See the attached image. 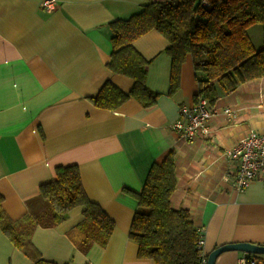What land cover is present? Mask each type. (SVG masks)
I'll return each instance as SVG.
<instances>
[{
  "label": "crops",
  "instance_id": "obj_1",
  "mask_svg": "<svg viewBox=\"0 0 264 264\" xmlns=\"http://www.w3.org/2000/svg\"><path fill=\"white\" fill-rule=\"evenodd\" d=\"M155 0H0V193L12 220L30 212L40 186L56 178V168L77 165L89 198L115 222L106 247L80 251L68 232L80 223L84 207L53 227L38 226L32 242L42 257L57 264H155L138 257L129 231L151 166L175 151L177 188L173 208H186L203 230L204 252L233 242L264 244V176L239 191L235 170L224 151L256 130L264 133V77L219 90L209 105L218 113L210 134L188 140L174 128L185 121L183 106L196 103L199 86L192 59L181 70L180 88L170 94L168 42L151 30L134 42L150 61L146 85L160 93L145 108L135 98L115 110L97 107L96 96L110 80L129 92L134 80L113 73L110 23L128 18ZM254 41V40H253ZM255 43V41H254ZM256 45V44H255ZM256 47H258L256 45ZM224 108H232L228 116ZM40 211L41 204L37 203ZM242 251L220 254L215 264H238ZM0 264H33L0 229Z\"/></svg>",
  "mask_w": 264,
  "mask_h": 264
},
{
  "label": "trees",
  "instance_id": "obj_2",
  "mask_svg": "<svg viewBox=\"0 0 264 264\" xmlns=\"http://www.w3.org/2000/svg\"><path fill=\"white\" fill-rule=\"evenodd\" d=\"M256 24H264V0L151 1L130 17L110 23L113 50L107 65L113 73L132 78V89L125 92L108 80L90 100L109 110L131 98L145 108L156 105L161 94L146 85L150 61L134 42L157 30L168 42L165 52L172 62L169 93L179 90L182 66L189 56L199 86L196 102L205 98L213 104L220 89L232 92L244 82L264 77V46L256 47L249 34ZM177 182L175 151L170 150L151 166L141 192L125 189L138 201L129 237L138 245V257L155 264H206L190 211L171 204ZM3 201L0 193V229L33 264H57L44 259L34 246L36 228L61 224L76 207H84V218L68 236L83 253L94 244L106 247L114 232L115 222L89 198L77 165L57 167L56 178L40 186L38 198L28 203L30 212L18 220L5 212ZM245 258L248 264H264V254Z\"/></svg>",
  "mask_w": 264,
  "mask_h": 264
},
{
  "label": "built area",
  "instance_id": "obj_3",
  "mask_svg": "<svg viewBox=\"0 0 264 264\" xmlns=\"http://www.w3.org/2000/svg\"><path fill=\"white\" fill-rule=\"evenodd\" d=\"M57 0H42L41 6L52 10ZM228 116H233L231 108H225ZM217 108L209 105L205 98H200L194 105L183 106L180 109V116L185 121L174 124L182 137L188 140L194 139L198 134L207 136L209 134L208 120L217 113ZM224 155L231 160L235 170L234 186L237 190L243 191L252 180L264 176V133L256 130L240 138L237 143L224 151ZM200 231L199 246L203 249L206 263L207 254L204 252L205 238L203 230ZM238 264H248V260L242 257Z\"/></svg>",
  "mask_w": 264,
  "mask_h": 264
},
{
  "label": "water",
  "instance_id": "obj_4",
  "mask_svg": "<svg viewBox=\"0 0 264 264\" xmlns=\"http://www.w3.org/2000/svg\"><path fill=\"white\" fill-rule=\"evenodd\" d=\"M227 251H242L247 254H264V244L254 242H233L220 245L207 254L206 264H215L218 256Z\"/></svg>",
  "mask_w": 264,
  "mask_h": 264
},
{
  "label": "rangeland",
  "instance_id": "obj_5",
  "mask_svg": "<svg viewBox=\"0 0 264 264\" xmlns=\"http://www.w3.org/2000/svg\"><path fill=\"white\" fill-rule=\"evenodd\" d=\"M249 34L258 47L264 46V24H256L252 26L249 29Z\"/></svg>",
  "mask_w": 264,
  "mask_h": 264
},
{
  "label": "bare ground",
  "instance_id": "obj_6",
  "mask_svg": "<svg viewBox=\"0 0 264 264\" xmlns=\"http://www.w3.org/2000/svg\"><path fill=\"white\" fill-rule=\"evenodd\" d=\"M231 109H232V108H231ZM223 110H225V108H224ZM232 110H233V109H232ZM217 111H218V110H217ZM233 111H234V110H233ZM224 112H225V111H224ZM217 113H218V112H217ZM217 113H216V114H217ZM216 114H215V115H216ZM234 115H235V113H234ZM211 118H212V117H211ZM211 118H210V119H211ZM208 121H209V120H208ZM209 134H210V127H209ZM209 134H208V135H209ZM198 135L200 136L201 134H198ZM208 135H207V136H208ZM201 136H202V135H201ZM207 136H203V137H207Z\"/></svg>",
  "mask_w": 264,
  "mask_h": 264
}]
</instances>
